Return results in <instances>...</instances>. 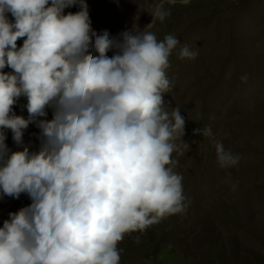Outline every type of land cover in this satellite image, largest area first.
Returning a JSON list of instances; mask_svg holds the SVG:
<instances>
[{"label": "clouds", "instance_id": "clouds-1", "mask_svg": "<svg viewBox=\"0 0 264 264\" xmlns=\"http://www.w3.org/2000/svg\"><path fill=\"white\" fill-rule=\"evenodd\" d=\"M169 15L161 0L143 30L114 37L93 31L85 0H0V194L31 200L0 227V264H120L126 234L187 208L173 159L190 148L186 120L163 99L180 41L147 30ZM21 97L27 118L13 111ZM48 108L52 119H40ZM30 124L39 151L10 152L4 130L23 145ZM214 147L221 168L239 163L221 141Z\"/></svg>", "mask_w": 264, "mask_h": 264}, {"label": "rangeland", "instance_id": "rangeland-1", "mask_svg": "<svg viewBox=\"0 0 264 264\" xmlns=\"http://www.w3.org/2000/svg\"><path fill=\"white\" fill-rule=\"evenodd\" d=\"M85 2L93 31L117 37L137 26L143 30L161 0ZM163 4L170 15L147 30L158 39L172 34L180 41L169 57L171 86L163 99L169 112L178 107L186 120L183 139L190 148L184 155L173 153V159L188 206L126 234L118 244L120 264H264V0ZM184 45L198 52L196 59L180 57ZM26 103L21 97L14 113L27 118ZM46 112L40 119L51 120L52 109ZM204 127L211 128V137L193 135ZM4 132L10 152L24 146L39 151L35 124L24 131L23 145L14 143L10 130ZM215 141L240 156L236 166H219ZM30 203L23 193L19 199L0 194V227L10 212Z\"/></svg>", "mask_w": 264, "mask_h": 264}, {"label": "bare ground", "instance_id": "bare-ground-1", "mask_svg": "<svg viewBox=\"0 0 264 264\" xmlns=\"http://www.w3.org/2000/svg\"><path fill=\"white\" fill-rule=\"evenodd\" d=\"M89 2L92 4L93 3V0H89Z\"/></svg>", "mask_w": 264, "mask_h": 264}]
</instances>
